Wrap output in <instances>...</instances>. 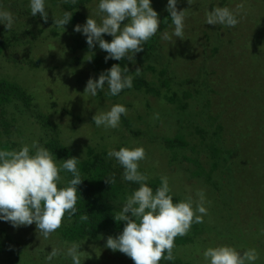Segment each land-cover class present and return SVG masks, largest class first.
Wrapping results in <instances>:
<instances>
[{
    "label": "trees",
    "instance_id": "16d2710c",
    "mask_svg": "<svg viewBox=\"0 0 264 264\" xmlns=\"http://www.w3.org/2000/svg\"><path fill=\"white\" fill-rule=\"evenodd\" d=\"M154 1L164 3L162 0H151L154 9ZM181 1L178 0L177 2V10H184L186 15L188 8H185ZM48 2L47 4L46 0V7L48 9H46L47 20L45 21L39 13L35 16L31 15L29 0H0V9L9 11L14 17V24L11 30L0 23V148L19 150L23 145L30 146L33 141H37L41 146L53 152L58 163L70 157L78 158L77 167L81 178L84 179L78 185L77 212L71 218H68L67 213H65V218L62 219L61 226L53 232L54 236L60 240L61 245L65 248L72 242L81 244L80 250H86V253H81V264H91L95 260L100 264L105 262L104 257L106 259L109 257L111 261H116L121 264H134L132 259L124 253L106 248L105 243L109 236L116 237L122 232L126 222L116 221L114 216L122 208L125 197L130 195L139 185L122 179L123 168L114 158L107 156L109 150L106 147H101L97 142L95 144L89 143L83 147L81 144L82 140L75 137L76 133L74 135L72 134L70 138H67L63 128V122L59 116H66L69 112L73 116L74 111L70 109L72 107H65L68 106L69 102L77 105L76 107L79 106L81 111H84L86 113L85 115L88 116L89 119L85 122V125H87L88 130L90 129L94 141L97 138L100 140L113 138L114 133L122 127L123 129L125 128L127 133L130 132L134 138L153 136L157 141L161 140L167 147L174 151L171 160L179 163V166L180 164L183 165L184 161L191 160L196 165L195 171L198 170L199 172L200 169H204L201 164V159L191 155L193 151H201L200 154L210 152L215 155H212L214 161L212 160L211 163L215 164L218 168L220 166L219 163L222 165L225 158H230L229 155L236 145L232 144L231 150L222 148L221 153L224 151L223 155L216 157L219 153L220 146L213 140V130L215 127L211 126L212 134H210V137H205L203 134H205L206 128L205 126L201 127L203 125L202 122L207 123L206 121L215 119L217 123L216 127L220 130V140L224 143L226 139L239 136V133H243V131L239 132V130H236L234 133L231 130L226 133L223 132L224 125L219 123V121L226 122L219 113L212 115L213 110H207L204 113L205 115H202L204 107L209 106L210 101L217 103L221 97L214 96L212 99L209 97L211 95L208 93L210 91L214 92V90L210 87L209 91L208 88L209 79L205 71L208 68V59L203 56L206 53L204 50L208 49V46H206L207 43H210V46L214 47L215 50L221 49L222 42H218V38H215V44H211V40L221 33L219 30L217 31L214 27L206 24L205 17H197L196 19L198 20L191 21L192 24H186L185 17L184 38L175 37L172 34L174 26L171 23L169 11L161 12L156 10L159 18L162 17V19L160 20L156 34L143 45V51L136 53L132 60H129L126 56L121 61L113 59L105 61L107 53L99 48L98 43L92 48H89L86 43V37L81 32L74 31V27L77 24L84 25L89 16L99 21V16L97 15L99 0H48ZM211 2L214 3V1ZM221 2L225 3L224 6L229 5L231 7L230 2L228 3L226 0H222ZM256 5L260 6L257 10L264 8L261 3ZM55 6L60 7V14H57V16L52 13V8ZM65 12L71 15V19L64 28L57 27L54 19L61 18ZM189 14L188 19H192L196 15V12L193 10ZM237 18H239V21L243 25H249V29L251 28L250 22H248L249 17L244 18L237 15ZM127 22L126 18L121 23L125 24ZM189 28L192 31H199L201 33L199 35L200 41L196 40L194 44H191L189 37L186 40ZM73 34L79 39L78 42L70 45L69 36ZM80 35L81 37H79ZM102 35L109 42L113 38L108 34ZM58 38L61 39L62 47H64V54L69 52V50L70 52L71 50L74 52L77 49L85 50V54H78L73 56V58L72 56L65 55L62 59V63L72 71L70 74L71 77H69L71 80L73 76L75 77L76 72L78 75L82 73L84 75L83 80H79L80 82L77 81V84L75 83L76 80L73 79L74 82L72 84L78 90L77 94L79 93L73 100L63 98L61 93L66 95V92L64 93L59 88L55 89L53 85V89L48 94V109H46L42 104L39 97L40 93L34 86L31 77L37 78V70L47 61L45 59L51 56L48 51L44 50L49 46L55 50V45L52 41ZM72 39L74 38L72 37ZM40 46H44V49L41 50L39 48ZM199 46H201L200 50L197 49ZM193 47L197 48L192 50ZM187 48L188 50H186ZM88 49H91V51L87 54ZM163 59L166 60L164 65L161 62ZM197 63H201L203 66L201 72L199 69L196 70ZM257 63L254 64L255 68ZM114 64H119L121 68L128 66L129 72L125 74L134 77L131 88L123 89L117 96L106 95L108 92L107 84L104 85L102 90L97 91L95 97L84 92L89 78L98 79L101 73L108 70ZM180 65H183V70L181 71L178 68ZM31 68L35 70L29 76L30 73L28 71ZM49 68L51 71H61L63 67L60 63ZM137 68L141 69L140 75L138 76L135 72ZM261 80L264 83V78H261ZM253 81L258 86V89H261L262 83L258 84L255 82V78L252 79V83ZM166 88L167 104H176L177 109H174L177 110V117L175 119L176 126L172 128L170 121H167L169 128H163L165 124H162L163 121L158 117L157 121L150 120L147 122L146 128L143 127L142 129L137 127V122L141 124L145 123V116L138 115L134 118L131 117V111L134 109L135 103L141 96L151 95L154 96L152 101L155 105L157 96H163ZM133 90H136V95L138 96L135 100H133L134 98L129 100L128 93ZM51 93H58L63 101L65 100L62 105H58L56 101H53L54 98H59ZM44 94L46 95V93ZM235 102V100L231 101L230 105H235ZM114 104L124 105L127 113L121 116L120 124L117 128L102 131L92 122L89 116L95 115L96 112L98 114L99 112L107 111ZM149 104L147 105L151 107L152 105ZM250 105L253 107L254 113L259 114L264 112V109L261 110L259 106H255L257 104ZM251 106L248 110L251 109ZM152 109L154 111V107ZM156 111H158V108H156ZM155 113V116L157 114L158 116H162L159 112ZM186 114H190V117L188 116L183 120V116ZM76 116L78 118V115ZM233 116L237 120L240 119L237 113L235 115L233 114ZM79 118L82 119L80 116ZM258 119L264 121V115ZM247 121L248 118L245 117V122ZM191 132L194 133L189 137L188 135ZM200 139L205 146H200ZM207 139H209L208 143L206 142ZM122 141H120L118 148L114 144L116 150H119L121 146H126V143L124 142L122 144ZM135 145H142L143 148L147 147L138 141ZM151 146L155 148L153 144ZM260 148L264 149V146ZM260 148H255V155L258 154ZM231 158L232 160L225 166L226 170L224 168V172L229 171L232 166L237 165L234 162L233 156ZM256 159L255 164L252 161L253 170L248 169V165H246V171L249 177L244 178L242 181L247 186L253 184L251 181L254 179L258 180V178L253 177H264V155H260ZM221 168L222 166L219 170ZM147 169L145 164L139 166V170L148 177V185L155 191L160 184V177L166 176V174L160 171V168H156V171L154 170L152 172H155L154 175L157 177H151L152 172L148 174ZM180 169L182 170L183 168L180 166ZM213 171L215 170L211 168L210 175H213ZM244 174V170L240 167L238 176ZM60 175L64 184L72 177V174L67 171L60 172ZM227 177L229 178L230 176ZM231 178L234 179V177ZM107 179H114V183L110 184L107 182ZM236 179L241 181L242 177H236ZM237 180H235L236 183ZM214 183L215 187H217L216 181ZM169 185L174 202L185 199L182 197L184 192H174V182H169ZM230 186L233 187L236 184ZM247 191L248 189L242 191L243 198L240 202L241 207L239 208H244L249 201L246 199L249 195ZM208 199L211 201V199H216V197L208 196ZM216 201L214 200L211 206L212 208L207 211V215L203 216L202 223H193L186 235L177 236L174 239L173 256L175 259L172 261L161 259L159 264H205L202 261L204 260L202 253L199 254L197 252V249L200 250V246L203 243H205V249L210 244L215 243L214 246L228 245L237 251H243L237 249L233 243H219L217 239H214V236L218 238L221 230V225L218 224L220 222L218 215L221 214L222 210L218 208ZM232 210L235 218L233 217L232 219L231 214L230 219L237 220L236 215L238 210L235 208ZM239 211L242 213L243 209ZM81 216H87V219L81 220ZM258 223L262 225L260 231L264 239V217L261 218L258 215ZM234 225L237 226V223L234 222ZM7 231L12 232L13 235ZM240 232L245 234L250 240L249 236L251 233L247 230H240ZM14 233H17V227H13L10 222L0 221V259L5 264H29V261L27 263L24 261L25 258L21 253L23 244L14 238ZM255 242L256 240L253 239L245 245L248 246V249H255L258 255L255 264H264V244L262 247L255 246ZM51 250L52 248L50 247V249L44 252L38 248L37 256L40 260L38 261L37 258V262L32 264H42L41 262H44L43 260ZM90 250H95L100 252V254L89 260L87 254ZM59 256H61L59 264H71V259L66 257L63 251L60 252Z\"/></svg>",
    "mask_w": 264,
    "mask_h": 264
},
{
    "label": "clouds",
    "instance_id": "9594fccd",
    "mask_svg": "<svg viewBox=\"0 0 264 264\" xmlns=\"http://www.w3.org/2000/svg\"><path fill=\"white\" fill-rule=\"evenodd\" d=\"M178 0H167V10L174 26L173 35L184 38V10H177ZM193 0H188L192 4ZM242 7V5H240ZM31 15L37 13L46 21V0H29ZM99 21L89 16L84 25L77 24L74 31L86 37V43L92 48L98 43L105 51V61L128 57L132 60L136 53L143 51V45L158 30L160 19L152 7L151 0H99ZM127 18V23L121 22ZM71 15L65 12L61 18L54 19L57 27L69 22ZM237 13L228 7H215L205 13V23L235 27L238 24ZM0 23L11 30L13 15L0 9ZM102 34L111 35L106 41ZM140 68L135 70L140 75ZM128 66L121 68L114 64L101 73L98 79L89 78L84 92L95 97L98 90L107 84L106 95L117 96L123 89L131 88L133 76L126 75ZM127 109L122 104H114L109 110L97 112L92 122L105 129L117 128L121 116ZM155 118H158V114ZM109 158H114L123 168L122 179L135 183L138 188L125 197L122 208L114 216L116 221H125L122 232L109 236L105 247L120 251L132 259L134 264H159L161 259L172 261L174 239L187 234L193 223H202L207 215L204 192L197 190L194 200L191 195L180 201H173L169 179L160 177L155 191L148 185V177L139 170V162L146 157L142 145L121 146L119 150L110 149ZM78 158L70 157L58 163L56 156L37 141L23 145L19 150L0 148V221L10 222L13 227L28 226L35 223L39 236L48 239L60 226L62 219L71 218L77 212L78 185L82 182L78 170ZM72 174L66 184L60 172ZM110 184L114 179H107ZM86 220L87 216H81ZM67 243V242H66ZM81 244L72 242L63 254L71 259V264H81ZM60 255L52 247L45 257L46 264ZM205 264H255L258 255L255 249L237 251L232 246L218 245L204 249Z\"/></svg>",
    "mask_w": 264,
    "mask_h": 264
},
{
    "label": "rangeland",
    "instance_id": "374dc122",
    "mask_svg": "<svg viewBox=\"0 0 264 264\" xmlns=\"http://www.w3.org/2000/svg\"><path fill=\"white\" fill-rule=\"evenodd\" d=\"M162 1L164 3H158L154 1V10H159L161 12L167 10V0ZM211 1H214V3H212ZM221 1L222 0H193L192 4H189L188 0L181 1L185 8H188V12L185 15L186 24H192L191 21L198 20L196 19L197 17L201 16L202 18H204L205 13L211 11L215 7H228L230 10H233L235 13H237L238 16L250 18L248 20L251 25L250 29L249 25H243V23L239 21V18V22L235 27H225L223 25H210L217 29V31L219 30L221 33L220 35H217L215 33L217 36L211 40V44H215V38H218L217 41L222 42V45L220 46V50H215L214 47L210 46V43H207L206 46H208V49L204 50L206 53L203 56L208 59V68L207 70H205L207 72L206 75L209 79L208 88L209 91L210 87L214 90V92L210 91L208 93L209 95H211L209 97L211 99L214 96L221 97L220 100L217 101V103L215 101H210L209 106L204 107L202 115H205L204 113H206L207 110H213V112L211 113L212 115L219 113L226 122L223 123L219 121V123H222L224 125V129L222 130L223 132L226 133L229 130H231V132L233 133L236 132V130H239V132L243 131V133H239V136L230 137V139H226L224 143L220 140V130L216 127L217 123L215 119L206 121L207 123L202 122L203 125L201 127L205 126L206 128L205 134H203L205 137H210V134H212V127H215V129L213 130V140L218 144V146H220L219 153L216 157H220L223 155L224 151L221 153L222 148H225V150H231L232 144L236 145L234 146L233 151L229 155L230 158H225L224 163L222 165L219 163L220 166L218 168L215 164L211 163L212 160L214 161L213 156L215 155L211 154L210 152H208L207 154H200L201 151H193L191 152V155L193 157H198L199 159H201V164L204 169H200L199 172L198 170L195 171L196 165L190 160L184 161L183 165L180 164V166L183 168L181 170L179 163L171 160L174 151L167 147L161 140L157 141L153 136L134 138V136L130 132L127 133L125 128L123 129L122 127H120L119 131L114 133L113 138H104L102 140L97 138V140L94 141L90 129L88 130V127H86L87 125H85V122H87L89 119L88 116L85 115L86 113H84V111H81V108L79 106L76 107L77 105H73L69 102L68 106L65 107H72L70 109L74 111L73 116L69 112V114H66V116H59V118L63 122L65 136L67 138H70L72 134L74 135L76 133L75 137L77 139L82 140L81 144L83 147L89 143L95 144L97 142V144H99L101 147H106L108 150L114 148L116 149V146L118 148V146L120 145L121 140H123L122 144H124V142L126 143V146L135 145L137 141L146 145L147 147H144L146 157L144 160L139 162V166L141 164H145V166H147L148 168V174H150L156 168H160L159 170L164 172V174H166V176L170 180L169 182H174V192H184V195L182 196L183 198H186L187 196L191 195L195 200L196 191L202 190L204 192L206 200L205 206L207 207V211L212 208L211 206L213 205L214 200H217L216 204L218 208L222 210L221 214L218 215V218L220 220L218 224L221 225V230L219 232L218 238L214 236V239H217V242L219 243H233L237 249L246 250L248 249V246H246L245 244L247 242H250V240H256L254 244L255 246L262 247L264 244V239L260 231L262 225L258 223V215H260L261 218L264 217V177H253L258 178V180L254 179L253 181H251L253 184L248 186L242 181L244 178L249 177L247 175L246 165H248V169L250 168L251 170H253L252 161H254L255 164V162L257 161L256 158H258V156L260 155H264V149L260 148L264 146V121L258 119L263 117L264 112H261L259 114L254 113L253 107L250 105L255 103L257 104L255 106H259L261 110L264 109V83L261 80V78H264V8H262V10H257L258 7L260 8V6L256 5L261 3L262 7H264V0H226L228 1V3H231V7L229 5L224 6L225 3H222ZM48 3L49 2L47 0V4ZM240 5H242V7H240ZM46 9L48 8L46 7ZM193 10L196 12V15L192 19H188L190 16L189 12ZM52 13H54L56 16L57 14H60V7H53ZM159 19L161 20L162 17H160ZM199 35H201L199 31H192L189 28L187 31L186 40H188L189 37L191 39V44H194L196 40L200 41ZM72 37L74 39H72ZM79 37H81V35ZM78 39L79 38L75 37L74 34L72 36H69V44H75L76 42H78ZM52 42L55 45V50L50 48V46H46L48 49L46 48V50H44L48 51V53L52 57L49 55L50 58L48 57V59H45L47 61H45L41 68L37 70V78L31 77L32 81L34 82V86L40 93L39 97L42 101V104L46 109H48V94H50V90L53 89V85L55 89L59 88L64 93L66 92V95H63L61 93L63 98H70L71 100H73L79 95V93L77 94L78 90L74 88L72 84L74 82L73 79L76 80L75 83L77 84V81L83 80L84 75L83 73L81 75H78L76 72L75 77L73 76V79L71 80L69 77H71L70 74L72 71L69 70V68H67L62 63V59L65 55H69V57L72 56L73 58V56L75 55L85 54V50L77 49L74 52H72V50L70 52L69 50V52H66L64 54V47H62L61 39L58 38L53 40ZM39 48L42 50L44 49V46H40ZM196 48L197 47H193L192 50ZM197 49L200 50L201 46H199V48ZM186 50H188V48ZM90 51L91 49H88L86 53L88 54ZM165 61V59L161 61L163 65L165 64ZM60 63L63 67L61 71L50 70L49 67L56 66ZM256 63L257 65L255 68L254 64ZM81 67L83 66L81 65ZM178 68L180 71L183 70V65H180ZM196 68V70L199 69L201 72L203 66L201 63H197ZM34 70V68H31L28 71V73H30L29 76ZM253 78H255V82H257L258 84L262 83L261 89H258V86L254 83V81L252 83ZM154 79L156 78L154 77ZM166 91L167 88L164 91L165 94H163V96H157L155 105L152 101L154 96L151 95H143L135 103L134 109L131 111V117L134 118L138 115L145 116V123L141 124L137 122V127L143 129V127L146 128V123L150 120L157 121L158 118H155V112H159L162 114V116L158 117L161 118V121H163L162 124H165L163 128H169L167 121H170L172 128L176 126L175 119L177 117V110H174L177 109L176 104H167L168 101H166ZM44 93H46V95ZM51 94L59 98L53 99V101H56L58 105H62V103L65 101H63L62 97L59 96L58 93ZM136 94V90L129 92L128 99L130 100L134 98L133 100H135V98L138 96ZM233 100H235L236 102L235 105L231 106L230 103ZM147 104L152 106L150 107ZM200 104H202V102H200ZM250 106L251 109L248 110ZM153 107L154 111L152 109ZM155 107L158 108V111H156ZM232 113L234 115L237 113V116L240 119L237 120L236 118H234ZM76 115H78V118ZM189 115L190 114L184 115L183 120ZM79 116L82 117V119H80ZM93 116L94 115L89 117L92 119ZM245 117L248 118L247 122H245ZM99 129L102 131L107 130L102 126L99 127ZM193 133L194 132L189 133L188 136L190 137ZM208 141L209 139L206 140L207 143ZM78 144L80 143L78 142ZM152 144L155 146V148L151 146ZM202 145L205 146L203 141H201L200 139V146ZM223 145L224 147H222ZM255 148H260L257 155H255ZM232 156L234 158L235 164L237 165L232 166L229 171L224 172V168L226 170L225 166H227V164L231 162ZM221 166L222 168L219 170ZM240 167L244 170L245 174L238 176V170ZM211 168L212 170H215L213 171V175H210ZM154 174L155 172H152L151 177L156 176ZM227 176L230 177L228 178ZM231 177H234V179ZM236 177H242L241 181L237 180ZM235 180H237V183ZM215 181L217 187H215ZM235 184L236 186L229 187V185ZM244 189H248L247 192L249 195L246 199L249 201L247 202L244 208H239L241 207L240 202L243 198L242 191H244ZM208 196L216 197V199H211V201H209ZM233 208L238 210L236 215L237 220H232L233 217L235 218V214L232 210ZM240 209H243L242 213L241 211H239ZM231 214L232 219H230ZM234 222L237 223V226L234 225ZM240 230H247L249 233H251L249 236L250 240L245 234L240 232ZM7 232L13 235L12 232ZM14 235V238L19 243L23 244L21 253L25 258L24 261L26 263L27 261H29V264L36 263L37 258L38 261L40 260V258L37 256L38 248L42 249L44 252L50 249V247H55L60 252L65 249V247L61 245L60 240L56 238L53 233L50 234L48 239H43L42 236H39V232L36 228L35 223L28 226L17 227V233H14ZM204 244L205 243L200 246V250L197 249V252L199 254L203 253L205 249ZM214 245L215 243L210 244L209 247H214ZM83 253H86V250H83ZM99 254L100 252L90 250L87 255L90 260ZM104 260L105 262H102L100 264H121L116 261H111V258L109 257L108 259L104 257ZM43 261L44 262L41 263L46 264V260L44 259ZM60 261L61 256L58 255L51 261V264H59ZM202 261L205 262L204 260ZM0 264H5V262L0 259ZM91 264H98V262L97 260H95Z\"/></svg>",
    "mask_w": 264,
    "mask_h": 264
},
{
    "label": "bare ground",
    "instance_id": "6f19581e",
    "mask_svg": "<svg viewBox=\"0 0 264 264\" xmlns=\"http://www.w3.org/2000/svg\"><path fill=\"white\" fill-rule=\"evenodd\" d=\"M200 240V239H199Z\"/></svg>",
    "mask_w": 264,
    "mask_h": 264
}]
</instances>
